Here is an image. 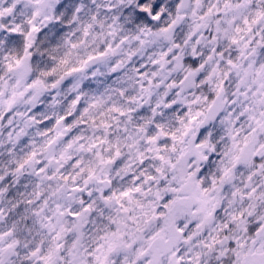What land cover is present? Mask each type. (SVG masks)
<instances>
[{"label":"snow or ice","instance_id":"snow-or-ice-1","mask_svg":"<svg viewBox=\"0 0 264 264\" xmlns=\"http://www.w3.org/2000/svg\"><path fill=\"white\" fill-rule=\"evenodd\" d=\"M0 264H264V0H0Z\"/></svg>","mask_w":264,"mask_h":264}]
</instances>
